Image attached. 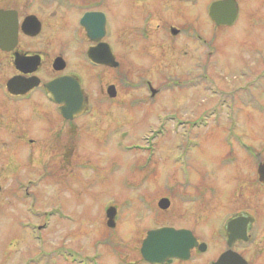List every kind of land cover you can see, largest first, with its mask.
Returning <instances> with one entry per match:
<instances>
[{
    "label": "rangeland",
    "instance_id": "1",
    "mask_svg": "<svg viewBox=\"0 0 264 264\" xmlns=\"http://www.w3.org/2000/svg\"><path fill=\"white\" fill-rule=\"evenodd\" d=\"M132 1L136 10L137 0L107 1L112 39L117 27L138 24L127 7ZM149 1L150 30L155 44L161 36L162 54L152 46V62L137 55L131 66L124 61L116 71L104 69V84L118 74L117 97L93 103L87 116L75 122L70 153L62 146L70 135L65 129L48 127L45 139L31 131L41 118L23 131L22 141L15 140L10 121L8 133L0 136L6 142L0 141V264H144L140 247L147 231L190 226L189 215L209 221L216 236L205 254L185 264H211L226 248L218 230L242 208L239 185L253 179L264 159V110L258 108L264 106V0H236L238 18L232 27H216L208 18L213 0H181L183 7L172 14L173 2ZM40 14L47 30L37 45L48 51L47 69L50 52L67 47L72 53L79 47L68 37L64 12L46 7ZM169 23L184 32L165 43ZM189 24L200 41L192 39V29L185 32ZM129 53L122 48L120 57L127 61ZM1 57L0 78L12 72ZM258 72L249 92L257 105L245 99L237 104L236 99L220 108L225 92ZM146 78L158 89L153 97ZM195 185L206 189L204 198ZM260 191L263 211L254 226L256 246L264 249V187ZM247 194L248 203L256 204L255 195ZM162 197L170 200L163 211L157 205ZM109 207L116 210L113 227L107 226ZM245 209L255 212L249 205ZM199 229L209 227L203 222ZM245 258L249 264H264V254Z\"/></svg>",
    "mask_w": 264,
    "mask_h": 264
},
{
    "label": "flooded vegetation",
    "instance_id": "2",
    "mask_svg": "<svg viewBox=\"0 0 264 264\" xmlns=\"http://www.w3.org/2000/svg\"><path fill=\"white\" fill-rule=\"evenodd\" d=\"M107 1L108 0H6L5 4L3 3V0H1L2 5H0V10L10 12L12 18H14L17 23V43L14 44L9 50H4L0 48V55L3 56H0L1 58H3L2 62L6 65H9L12 71L9 75H6L5 73L4 77L1 76L0 78V117H3V115H5V118H0V136L8 133V122L10 121L13 122L11 126H14L13 128L16 129L14 134V136H16L15 140L22 141L23 131H27L26 128L28 126H32L34 124L33 122L36 121V119L41 118L43 122L35 124V128H32L31 131L34 132L38 138L43 137V139H45L46 134L49 132L48 127L59 126L61 127V129H65L66 133H70V135L67 139L68 141L65 140L62 146L65 144L68 152L70 153V148L74 146L72 144V142H74L73 137L75 136L73 135V132L76 134V131L78 130V124H76L75 122L87 116L88 112L93 107V103H96L99 106L104 101H108L110 103L114 102V99L117 97V90L115 87L117 85L116 81L118 79V74H116L115 76H111V78L113 79L107 84H104V69H112L116 71L120 63H124V61L125 63H128L127 65L131 66L133 65V62L135 60H138L136 58H133L132 56L137 55L141 58L146 57L147 60L152 62L153 60H155L154 55L152 54V46L155 48L158 47L160 55L162 54L161 48L163 44L160 42L161 36L158 38L159 42L155 44L157 40L154 39L155 36L150 30L152 21L151 1L137 0L138 2L136 10L133 6L134 1H132L131 4L127 6L133 13L131 17H137V19H139V22L135 27H129L126 30H121L119 29L120 27H117L115 29L114 39H112V26L107 17V12L105 11V5ZM168 1L173 2V4L169 6L171 14L174 12V10H181V7H183V3L181 5V0ZM184 2L191 4L193 2H196V0H185ZM154 3H159V1L155 0ZM46 7H53L54 12L56 9L64 12L67 15L65 23L70 27V33L68 34V37L70 38L71 43L73 45L79 47L78 49H73L72 53L69 52L67 47L57 50L52 55V52H50L47 69H45L43 66L46 62L48 51H46L45 49H41L39 47V44L37 45V38L40 35L41 31L44 32V30H47V25L45 24L44 27V21H42L43 18L41 19L40 14V9H46ZM91 14L95 15V17H89V15ZM30 17H32L33 21L36 19L40 23V31L35 35L25 33L22 29V24L24 20ZM99 23L103 24V31H105V33L101 34L99 38L94 39L93 36L88 34V31L89 29H91L98 33L97 26L99 27ZM165 27L166 28H164V31H166L169 36V38L167 39L166 32L163 34V39L165 43H168V41L171 40L172 37L183 35L184 27L179 28L177 24L172 23L165 25ZM186 27L187 28L185 32L187 33L188 29L190 28V24ZM24 29L27 30V27H25ZM100 29H102V27ZM190 29H192L190 33L192 39L196 40L197 42L200 41V34L195 31L194 28ZM28 30L30 31L29 28ZM203 42L205 43V41ZM102 44L108 45L110 49V55L112 57L111 65H104L102 62L94 63L91 61L94 55L89 53V50ZM122 48H126L131 52V54L129 53V60L127 61L124 60V58L120 57V51L122 50ZM32 56H38L39 63L37 64V66L35 65L34 69L31 72L24 71L28 68H33L34 65L32 66L31 64H29L31 59H26L25 62H23L24 60L21 62L22 69H20L21 67H17V64L15 63L16 57H21L24 59L26 57ZM70 58H74L76 62H70ZM57 59L60 60L58 65L55 67L54 62ZM70 64H73L75 67L69 68ZM110 73L113 74V71ZM15 76H19L21 79L36 77L39 79V83L23 93H13L8 90L7 83L9 79ZM63 76L71 77L75 82L79 84L86 104L84 111L70 118H66L62 115L60 109L63 104L53 101L51 99L50 93L45 88V84L47 82L57 77ZM256 76H259V72L254 77L249 79L250 81L248 80L244 84L225 92L222 95L221 99H219L218 101L220 108H222L224 103L226 104V102L234 104L236 99L237 104L240 103V100L244 102L243 99H245L246 101V95L249 94L250 89H252L251 85L257 83L254 82V78ZM87 82L89 83V86L87 85ZM143 82L146 83V88L149 90V87L151 86V81L146 78L143 80ZM110 86L114 88V96H111L109 94ZM157 91L158 89L154 92L153 95L150 96H155ZM91 92H93V94H91ZM251 96L253 97L252 94ZM231 108L232 105L230 109ZM232 112L233 111L231 109V114H233ZM230 127L233 128L232 126ZM28 142L32 143L33 139H28ZM1 143H3L2 145L6 144L4 140H2ZM227 143L230 146L232 140L229 139ZM18 144L20 143H17V145ZM63 157L65 158V155ZM251 165L254 166L253 163H251ZM239 176H236L235 174L236 178H239ZM242 179H244V177ZM243 182V186H241V184L239 185L241 188L240 194L243 196L240 198L243 201L245 200V202L240 203L242 208L238 209L235 214L229 216L225 220L221 230H218L219 235L222 236V234H224L226 245V248L220 251L218 253V256L224 253L225 251L230 250L231 252L241 255L249 264V259L247 260L245 258V254H259V256H261V254H264V249L262 247L256 246L258 242L256 241L255 236L258 229L254 226V224H256L258 221L259 213L263 211L262 204L260 203L262 199V194L260 190L264 187V183L258 182L257 172L253 179H251V181L246 183L244 179ZM246 188L248 189L246 190ZM243 189H245V194L243 192ZM194 190L196 192L198 191L201 194V198L205 197L206 189L203 190V188L197 187L195 185ZM247 192L252 193V196L255 195L257 199V201L255 200L257 202L256 204L248 203ZM194 199L195 198H193V201H195ZM192 204L196 206L197 203ZM248 205L254 208L253 210L255 212H253V214L245 212V208H247ZM166 209H162V211ZM238 216L249 218L245 230L246 239L236 237L235 232L232 233L233 236L229 234V223L232 219H235ZM187 218L189 219V221H192L190 226L170 225L167 227L188 230L191 233L192 237L195 239L196 244L189 250L190 256L188 259L182 260L173 258L166 264H185L187 262L192 261L193 256L197 254H205L207 246L208 248L210 246V240L213 236H216L215 227L211 225L209 221L199 220V218L197 217L194 219L191 218L190 215L187 216ZM203 222L204 226L209 227V230L203 231L199 229L200 224H202ZM228 235L232 236V242H230V245H227L229 237ZM201 243L205 245V250L203 251L199 250V245ZM248 243L250 245L249 248L247 247ZM244 244L246 246H243ZM250 248H255V250H250ZM142 260L144 264H151L146 262L143 258ZM213 261L211 262V264L213 263Z\"/></svg>",
    "mask_w": 264,
    "mask_h": 264
},
{
    "label": "water",
    "instance_id": "3",
    "mask_svg": "<svg viewBox=\"0 0 264 264\" xmlns=\"http://www.w3.org/2000/svg\"><path fill=\"white\" fill-rule=\"evenodd\" d=\"M95 17V15H89V17ZM208 16L212 22L217 26H230L237 17V3L234 0H216L213 1L208 7ZM27 27V30L24 28ZM102 27V29H100ZM30 29V31L28 30ZM98 33L89 29L88 34L93 36L94 39L99 38L103 34V24L99 23ZM22 29L25 33L35 35L40 29V23L32 17L25 19L22 24ZM17 43V23L12 18L10 12L0 10V48L9 50L14 44ZM89 53L94 55L95 58L101 59L103 64L111 65L112 57L107 45H99L98 47L91 48ZM107 56V57H106ZM30 60L29 64L33 68H28L24 71L31 72L35 65L39 63L38 56L32 57H16L15 63L17 67H21V62ZM60 59H57L55 67L58 65ZM30 67V66H29ZM62 67V66H60ZM22 69V67L20 68ZM39 83V79L36 77H30L27 79H21L19 76L12 77L8 80L7 88L13 93H23L28 91L32 87ZM46 90L52 95V99L58 103H62L63 106L60 109L62 115L66 118H70L74 115H78L85 109V101L82 95V91L79 84L75 82L71 77H57L45 84ZM114 88L109 87V94L114 96ZM258 179L264 182V162H261L257 168ZM169 200L167 198H161L158 201V206L161 209H166L169 206ZM115 208L109 207L106 209L107 226L113 227L115 225ZM249 218L238 216L232 219L229 223V234L235 232L236 237L246 239V225ZM228 235V242H232V236ZM196 244L195 239L191 233L185 229H175L172 227H162L153 229L147 232L146 237L143 239L140 247V253L144 260L155 263L163 264L172 258L187 259L189 257V250ZM203 250V245L199 246ZM213 264H247L246 261L237 253L227 250L222 253Z\"/></svg>",
    "mask_w": 264,
    "mask_h": 264
}]
</instances>
